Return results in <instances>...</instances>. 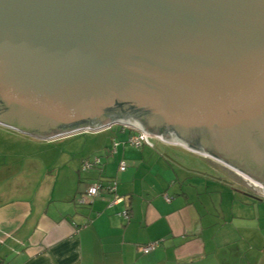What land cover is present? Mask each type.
Returning a JSON list of instances; mask_svg holds the SVG:
<instances>
[{
  "label": "water",
  "instance_id": "obj_1",
  "mask_svg": "<svg viewBox=\"0 0 264 264\" xmlns=\"http://www.w3.org/2000/svg\"><path fill=\"white\" fill-rule=\"evenodd\" d=\"M120 122L264 188V0H0V125Z\"/></svg>",
  "mask_w": 264,
  "mask_h": 264
},
{
  "label": "crops",
  "instance_id": "obj_2",
  "mask_svg": "<svg viewBox=\"0 0 264 264\" xmlns=\"http://www.w3.org/2000/svg\"><path fill=\"white\" fill-rule=\"evenodd\" d=\"M0 128L8 139L0 145V264H264V196L219 165L191 163L161 141L164 149L131 148L133 131L123 128L101 154L77 156L73 167L47 147L65 136ZM95 156L104 167L83 174V161ZM99 178L117 179L122 201L110 206L112 196L102 195L80 205Z\"/></svg>",
  "mask_w": 264,
  "mask_h": 264
},
{
  "label": "rangeland",
  "instance_id": "obj_3",
  "mask_svg": "<svg viewBox=\"0 0 264 264\" xmlns=\"http://www.w3.org/2000/svg\"><path fill=\"white\" fill-rule=\"evenodd\" d=\"M130 126H139L143 127V125L136 123V122H126V123H116L111 125L108 128L99 130V131H83L79 133H73L71 135H67L63 138H60L54 144L48 145L49 148H56L57 150L61 151L62 159L59 164L65 165V163L69 162L72 166H76V157L80 155L86 156L87 154L91 153V155H99L101 154L100 149L105 147L106 144L110 142V144L115 141L113 138H116V134L122 133L123 125ZM2 127V126H0ZM6 129V128H5ZM2 128H0V145H3L4 141H7V136ZM157 147H162V144L158 140H154ZM114 143V142H113ZM179 152L187 155L183 158L190 159L191 163H202L205 165L214 164L216 166H220L222 169V174L226 177H230L233 181L239 182L242 187H245L247 190L251 191L257 195L264 196V189L257 185L251 186L247 181L242 179L236 173L228 170L223 165L219 164L214 160H210L209 158H204L201 155H196L191 153L189 150L178 146H175ZM133 148V147H131ZM136 149V148H134ZM141 149V148H140ZM164 149V148H163ZM75 159V160H74ZM197 159V160H196ZM185 161V159H183ZM153 162V160H152ZM85 174V173H83Z\"/></svg>",
  "mask_w": 264,
  "mask_h": 264
},
{
  "label": "built area",
  "instance_id": "obj_4",
  "mask_svg": "<svg viewBox=\"0 0 264 264\" xmlns=\"http://www.w3.org/2000/svg\"><path fill=\"white\" fill-rule=\"evenodd\" d=\"M124 129H129L133 131V133L129 136L126 141L128 146H131L136 149H140L144 146L155 147L154 140L161 141L163 143H168L171 145H175L171 141H166L161 136H154L151 133L144 130L142 127L139 126H128L122 124ZM118 144H114V148L112 150L113 153L116 152V146ZM104 167L102 157L95 156L93 158L85 159L82 163L81 171L84 173L90 172L94 169H102ZM128 166L125 161H121L119 170L120 172H125ZM118 181L117 179H105L99 178L94 184H92L84 193L80 194L78 197V203L80 205H89L93 203L94 199L100 197L102 195H111L112 200L110 202V206L117 205L120 201H122L121 197L118 195ZM165 199L169 202L170 197L165 196ZM120 215L125 218L129 219L130 213L128 210H124L120 213ZM162 241H155L148 245L142 247V252L145 254H149L155 249H157L161 245Z\"/></svg>",
  "mask_w": 264,
  "mask_h": 264
},
{
  "label": "bare ground",
  "instance_id": "obj_5",
  "mask_svg": "<svg viewBox=\"0 0 264 264\" xmlns=\"http://www.w3.org/2000/svg\"><path fill=\"white\" fill-rule=\"evenodd\" d=\"M186 148H187V147H186ZM251 185L253 186V185H255V184L252 183ZM257 186H258V185H257ZM259 187H260V186H259ZM262 188H263V187H262ZM263 189H264V188H263Z\"/></svg>",
  "mask_w": 264,
  "mask_h": 264
},
{
  "label": "flooded vegetation",
  "instance_id": "obj_6",
  "mask_svg": "<svg viewBox=\"0 0 264 264\" xmlns=\"http://www.w3.org/2000/svg\"><path fill=\"white\" fill-rule=\"evenodd\" d=\"M198 143V142H197ZM200 144V143H199ZM175 146H178V145H175ZM193 153V152H192ZM199 155V154H198Z\"/></svg>",
  "mask_w": 264,
  "mask_h": 264
}]
</instances>
